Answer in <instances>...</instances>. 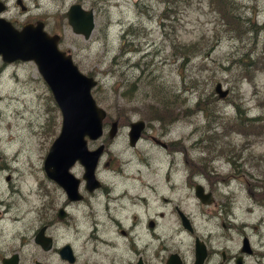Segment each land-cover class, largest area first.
Wrapping results in <instances>:
<instances>
[{"label": "rangeland", "instance_id": "1", "mask_svg": "<svg viewBox=\"0 0 264 264\" xmlns=\"http://www.w3.org/2000/svg\"><path fill=\"white\" fill-rule=\"evenodd\" d=\"M162 1L22 0L27 6L24 13L13 0L8 6L10 15L16 14L17 19L42 20L47 32L59 35L58 48L70 54L80 72L95 79L96 86L91 95L97 106L105 111L103 125L112 120L118 123L113 142L98 162L103 179L116 182L117 189L130 186L121 184L110 174V169L103 168L105 160L111 168L120 166L123 175L128 176L125 179L136 175L137 169L147 168L169 173L175 172L177 167V178L183 173L185 177L193 173L204 177L208 172L206 175L210 180L199 176L195 179L214 190L217 205L227 202L231 207L229 217L234 229L231 241H227V219L221 215L219 218L211 216L219 206L202 205L192 197L189 210L194 235L207 238L211 246L218 249L230 248L233 244L237 248L245 236L253 254L246 255L243 264H264V189L260 186L264 184V133L261 136H255L254 132L245 135L232 126L233 121H237L235 115L240 113L236 112L238 109L249 118L264 115V70L253 69L248 77L242 75L243 69L248 67L247 52L252 51L253 57H258L264 48V26L260 27L264 23V0H233L238 19L249 18L257 27L256 31L242 32L237 37L224 30L226 27H222L208 0H178L170 12L167 11L169 16L165 19L161 17ZM74 2L92 9L94 14V29L88 39L72 33L66 23L64 13ZM128 28L129 33L124 35ZM120 45L125 52L119 55ZM178 45L182 53L174 49ZM113 56H116V62L111 64ZM139 76L157 79L165 87L163 90L175 97V103H180L174 112H170L175 120L159 119L170 130L167 137L173 142L170 150L150 146L148 141L138 142L134 151L126 147L127 123L141 119L148 125L150 134H155L159 128L157 123H149L154 120L146 118L144 104L148 97L143 100L142 96L147 88L146 84L137 82ZM132 82L135 85L129 93L134 94L133 97L119 96ZM216 82L222 90L228 89L225 98L217 97L213 90ZM212 95L216 96L213 102L209 98ZM197 102L199 108L195 106ZM117 115L122 120L117 119ZM60 121L59 109L35 65L31 61L10 63L0 78V150L4 162L10 161L13 167L0 169V196L5 198L11 194L22 199V226L34 217V205L42 203L47 193L61 191L53 181L47 182L49 178L45 177L41 167L44 153L58 133ZM107 131L104 127V133L97 141L107 140ZM87 142L88 148L91 147L92 141ZM14 152L17 157L13 159L18 160L12 161L9 157ZM144 157L149 158L150 164H144ZM71 172L79 178L81 165L74 164ZM141 174V179L151 181L145 172ZM7 175H11L10 188L4 183ZM258 179L262 182H257ZM253 182L259 187L249 184ZM185 191L182 190V195ZM188 191L191 193L192 188ZM171 198L178 196L175 193ZM4 202L13 203L10 216L15 211L17 215L22 213V203L17 198H7ZM75 212L79 219L77 229L59 226L54 234L56 241L48 251L33 244L24 245L20 251L23 264H34L36 260L43 264L57 263L56 249L63 243H69L76 255H108L124 249L123 240L114 233L102 212L98 217L94 213L88 214L86 208L80 207ZM93 220L101 222L96 234L105 242L91 236L94 231H91L90 221ZM173 226L177 224H163V230L168 233V247L184 253L188 261L192 256V235L181 228L173 233ZM21 232L13 235L15 245L24 237L26 243L30 242V235ZM152 243L156 244V240ZM215 262L213 257L208 264Z\"/></svg>", "mask_w": 264, "mask_h": 264}, {"label": "flooded vegetation", "instance_id": "2", "mask_svg": "<svg viewBox=\"0 0 264 264\" xmlns=\"http://www.w3.org/2000/svg\"><path fill=\"white\" fill-rule=\"evenodd\" d=\"M10 1L11 0H0V3L3 4L2 10H0V17L5 18L7 21H9L14 28H20L27 22L35 23L36 21L40 20H30L27 18L17 19L16 14L14 16H11L8 6V2ZM13 4L18 6L22 13L27 10V6H24L22 0H13ZM262 26H264V23L260 25V27ZM47 33L52 34L49 32ZM9 65L10 63H2L0 61V78L3 75L5 68ZM160 122V120L149 122L158 124L157 127L159 128L157 131H154L155 134H150L146 128L148 125L144 123L143 130L141 131L135 145L132 147L129 146L126 137L127 149L134 151V148L136 147L138 142L148 141V145L150 146L154 145L164 150H170V148L172 147L171 144L173 143L172 140H168L167 138L170 135V130L165 128V125L161 124ZM128 124L129 123L126 124L127 128ZM109 126L110 123L108 125H103L102 135L104 133V127L109 128ZM112 142L113 138H107V140L101 139L100 142L97 140L92 141L91 147L89 148H95L102 145V156L103 154L107 153L108 146ZM12 155L10 156L11 158L17 157L16 155L12 157ZM10 157L9 159L11 160ZM4 159L5 157L0 150V165H2L0 166L1 170L7 169L6 166H12L10 161L7 160V162H4ZM169 161L171 162V160ZM143 162L145 165L150 164L149 158L147 157L143 158ZM96 165L97 166L95 168L94 175L98 180V187L91 191H88L84 187L85 183L81 179L80 174V180L78 184V192L80 196L79 199H70L66 196L65 192L58 187L61 191L57 193H47L45 195V200L42 203L34 205L33 211L35 215L32 219L28 220L25 226H22V222L24 221L22 199L19 197H12L11 194L6 196L5 198H2L0 196V264H6V260L13 255H15V264H23V260H21L22 258L20 254L21 248L26 244H33L35 247L37 246L40 248V246L34 242L35 235L39 231H41L44 236H49L51 238L52 248L56 241V236L54 234L59 226L66 225L68 229H77L76 226L79 224V219L76 217L75 211L80 207L86 208L87 211H89L88 214L94 213L95 215H97V217L99 216L98 213L102 212L106 220L113 226L114 233L123 240L125 247L124 249L118 250L117 252L108 253V255L102 253L76 255L74 254V250L71 247L73 252L71 261L58 256L59 248H57L56 259L58 262L55 264H166L167 260L172 256L173 264L177 262L178 264H192L194 259L193 249L195 240L201 241L204 246L205 258L202 264L210 263L213 257L216 260L215 264H236L235 260L237 257L240 258V262L243 264V259L246 257V255L253 254V251L251 253H242L240 251L241 245L237 248H234V244L231 245L230 248H213L207 238L202 239L199 235H194L195 230H193L192 227V218L189 210V205L192 204L191 198L193 197L195 202L197 201V203L202 205L210 204L219 206V204L217 205V203L215 202L214 190L208 184L207 186H204L202 183L197 182V180L195 179V176H199L202 178L205 177V179L210 180L209 176L206 175L208 174V172H204V177L203 174L196 175V173L185 177L186 174L183 173L180 175V178H177V167H175V172L169 173H162L161 169L147 168L143 170L137 169L136 171H134L136 175H130V179H125L128 178V176L123 175L124 171L120 170V166H118L117 169L111 168L109 166V162L105 160L104 162H102L103 168H105V170L110 169V174L115 176L121 184L124 183L125 185H130L117 189V187H115L116 182H107L103 179V172L100 173L101 170L99 169V164L97 163ZM142 172H145L147 175H149L151 181L148 182L147 180L141 179L140 177L142 176ZM172 174L175 175H173L171 178L170 176ZM10 176L11 175H7L4 179V183L8 185V188L11 187H9V184L11 182V180H9ZM210 177L212 176L210 175ZM48 180V183H52V180ZM164 180H167L169 182H165ZM256 181L259 183L262 182L259 179ZM133 182H136L137 185H132ZM249 184H253L255 188L259 187V185L255 184L254 182ZM196 185H199L201 187V193L205 196V198L207 195H210L209 198L211 199V201L208 204L201 203L197 195H195ZM260 186H262L264 189V184L261 183ZM190 188H192L191 193L190 191H188ZM184 189L186 191L184 192V195H182V190ZM12 190L19 192V190L14 188ZM230 191L232 193V190ZM262 192H264V190ZM1 193L2 192H0V195ZM175 193L177 194L178 198H171L172 194ZM227 193L230 194L229 191H227ZM231 196L232 194L230 195V197ZM7 198L9 200L17 198V200L22 203V213L17 215V211H15L13 214H11L12 216H10L9 211L13 203H5L4 200H7ZM25 201L27 200L24 199V202ZM187 201H190V203H187ZM229 203L231 205L233 201ZM252 203L254 202L252 201ZM185 207L187 210H184ZM220 215L224 217L225 220L227 219V227L223 222H221L220 225L224 228H227L226 231L228 235H226V240L231 241L232 231L234 228L230 223L232 220V218L229 217L231 215V207H228L227 202L223 203L222 206H219V209L218 207H216L215 213L211 214L212 217L217 218H219ZM185 221L188 227L183 226V223ZM165 222H175L177 224V226L172 227L171 231H173V233L179 232L178 228H181V230L187 231L192 235V256L190 257V260L186 261L184 253H181L178 250L172 251L171 248L168 247V243L166 242L168 233L163 230V224ZM90 223L92 226L91 231H94L93 235H90L94 236L100 241L105 242L106 240H101L98 234H96L97 225H101V222H99V220H93L90 221ZM20 232L30 235L29 243H26V239L23 236L24 239H21L19 243L15 245L13 235H19ZM152 240H156V244L152 243ZM10 243H12L11 246L9 245ZM63 244L69 245V243ZM36 261H34V264Z\"/></svg>", "mask_w": 264, "mask_h": 264}, {"label": "water", "instance_id": "3", "mask_svg": "<svg viewBox=\"0 0 264 264\" xmlns=\"http://www.w3.org/2000/svg\"><path fill=\"white\" fill-rule=\"evenodd\" d=\"M2 5L0 3V10L3 8ZM64 16L72 33L84 40L88 39L94 29L92 9L74 2L68 6ZM59 41L58 34H48L45 31L41 20L35 23L27 22L20 28H14L9 21L0 17V61L2 63L31 61L59 109L61 121L58 133L50 142L42 161L44 175L62 189L67 197L77 200L80 197L78 192L80 178L71 172L74 163L82 166L80 177L88 191L99 185L94 172L102 154V145L88 148L87 141L100 139L105 111L97 106L91 95L92 88L96 86L95 79L79 71L70 54L58 48ZM213 90L219 98H224L228 93V89L222 90L218 82L215 83ZM116 126L117 120H112L107 132L108 139L115 135ZM143 127L144 121L141 119L129 122L126 135L129 146L135 145ZM195 195L203 204L211 201L210 195L206 198L202 195L199 185L195 186ZM183 226L188 227L186 221ZM241 239L240 251L248 253L250 251L248 239L245 236ZM34 242L44 251L51 248V238L44 236L41 231L35 235ZM72 253L69 245L59 246L58 256L71 261ZM193 253L192 264H202L205 252L201 241L195 240ZM172 259L173 256L166 264H173ZM15 263V255L6 260V264ZM235 263L242 264L239 257ZM35 264L43 263L36 261Z\"/></svg>", "mask_w": 264, "mask_h": 264}, {"label": "trees", "instance_id": "4", "mask_svg": "<svg viewBox=\"0 0 264 264\" xmlns=\"http://www.w3.org/2000/svg\"><path fill=\"white\" fill-rule=\"evenodd\" d=\"M177 1L178 0H163L162 1L163 9L161 12V17H163L164 19L167 18L169 16L167 11L170 12V8L172 6H175ZM184 1H187V0H184ZM208 1H209V5H211V8L213 10L215 9V12L218 14L222 27L223 26L226 27L224 28V30L227 32H231V33L233 32L234 34H236L235 36L233 35L234 37L240 36L242 32L256 31L257 27L254 24H252L249 18H246L243 21H241L242 19L241 20L238 19L239 16L235 11V8H234L235 5H234L233 0H208ZM240 24L242 25V28ZM243 25L245 27H243ZM129 29L130 28H128L127 30L125 29L123 34L124 35L128 34ZM174 49L178 53H182L180 50V45H178L177 47H174ZM124 52H125L124 49L121 48V45H120L119 55ZM251 52L252 51L247 52L248 67L244 68L242 72V75L245 77H248L250 75V72L253 71V69L260 68L264 70V48H263V51L259 52L262 54L258 57L257 56L253 57ZM111 60H112L111 64H114L116 62V56H113ZM137 82L141 83L142 85L146 84L145 86L147 88L145 90L146 93H145V96L144 95L142 96L143 100H145L146 97H148V102L144 104L145 105L144 112H145L146 118L148 120H159V119L168 120V121L175 120L176 117L170 114V112H174V109L176 107H179L180 105V103H175L176 102L175 97L170 96L169 92H165L163 90L165 89V87L160 82H158L157 79L153 77H147V76L140 77L139 76L137 77ZM129 85L130 87L127 90L125 89V91H122V93L119 94V96L123 95L129 98L133 97L134 94L129 93V91L133 88L135 83L132 82ZM209 98L213 99L211 100L213 102L216 99V96L212 95V97H209ZM198 103L199 102L195 104L196 108H199ZM235 107H238V106L235 104ZM236 112H240V113L238 115H235V118L237 121H233L232 123L233 128H236L237 130H239L241 133L245 135L251 134L252 132H254L255 136H261L262 132L264 133V115H261V117L255 116V117L249 118V117H246L245 113L242 112V110L240 109H238V111L236 110ZM115 117L117 119L119 118V120H122L120 119L119 115Z\"/></svg>", "mask_w": 264, "mask_h": 264}, {"label": "bare ground", "instance_id": "5", "mask_svg": "<svg viewBox=\"0 0 264 264\" xmlns=\"http://www.w3.org/2000/svg\"><path fill=\"white\" fill-rule=\"evenodd\" d=\"M24 152V151H23ZM16 153V154H15ZM20 153V152H19ZM12 154V153H11ZM14 155H17V152H14L13 153V155H12V157L14 156ZM10 156V155H9ZM21 156V155H20ZM14 158H16V157H14ZM19 158V157H18ZM11 160H18V159H13V158H11ZM253 250H250L249 251V253H251Z\"/></svg>", "mask_w": 264, "mask_h": 264}]
</instances>
